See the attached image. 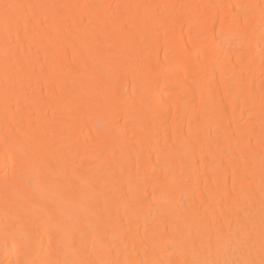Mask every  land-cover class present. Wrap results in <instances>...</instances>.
<instances>
[{
	"label": "bare ground",
	"instance_id": "6f19581e",
	"mask_svg": "<svg viewBox=\"0 0 264 264\" xmlns=\"http://www.w3.org/2000/svg\"><path fill=\"white\" fill-rule=\"evenodd\" d=\"M25 1L0 0V264H264V0H114L127 30Z\"/></svg>",
	"mask_w": 264,
	"mask_h": 264
},
{
	"label": "rangeland",
	"instance_id": "374dc122",
	"mask_svg": "<svg viewBox=\"0 0 264 264\" xmlns=\"http://www.w3.org/2000/svg\"><path fill=\"white\" fill-rule=\"evenodd\" d=\"M28 1H30L32 4H31L30 2H28ZM92 1H93L92 3H94V4L92 5V3H91L92 6L90 5V7H93V10H94V8L98 9V7L100 6V5H99L100 3H98V0H97V1H96V0H92ZM25 2H26V3H25V4H26V5H25L26 7H28V6H30V5L32 6L33 3H34L32 0H26ZM27 2H28V3H27ZM55 2H56V5L54 4V1H53V4H54V6H56V7H58L57 4L59 5V3H60L61 5L63 4V7H65V6L67 5V1H65V0H62V1H61V0H57V1L55 0ZM65 2H66V3H65ZM83 3H85L84 0H77V2H76V4H75V7L80 8V7L83 6ZM86 3H87V0H86ZM86 3H85V4H86ZM96 3H97V4H96ZM109 3H110L111 5L114 4V5H116V6H114V5L111 6L110 4L105 5V9H106V6H107V9H106L105 12H107V10H109L110 13H113V12H114V15H111L109 12H108V14H109L110 16H113L112 19H114L115 21H116V20H117V21H121V20H119V18L121 17V19H123V21H121V22H125V23H126V24H124V25H125V26H124L125 29H126V28L129 29V27L131 26L130 22H132V21L127 20V18L129 19V17H127V14H129V13H127V11H124V12H122V13H119L118 11H120V10L122 9V6H121V4L116 3L114 0H113V1L110 0ZM115 3H116V4H115ZM29 4H30V5H29ZM97 5H99V6H97ZM109 5H110V6H109ZM31 6H30V7H31ZM59 6H60V5H59ZM94 6H95V7H94ZM117 6H119L120 8L117 7ZM63 7L61 6L60 8H63ZM113 7H114L115 9H116V8H117V9L115 10ZM96 9H95V10H96ZM91 10H92V8L90 9V11H91ZM93 10H92V11H93ZM111 10H113V11H111ZM152 10H153V9H152ZM154 10H155V13H156V14L153 12ZM154 10L151 11V13H154L155 16L157 15V16H160V17H161V16H162V17H166V16H163L164 13H160V11H158L157 9H154ZM90 11H89V12H90ZM92 11H91L90 13H89V12H88V13L86 12L85 15L87 14V16H85V17L83 16V18L81 17L80 20H82V21H80V22H82V23H81V26H83L84 24H86L85 26L92 27V25H93L94 27H93L92 30L90 29V32H88V27H87V29H86L84 26H83V27H84V29L88 32V34L90 35V37H93V39H98V38H97L98 36H96V37H94V36H95V34L97 35V33H98V32L96 33L97 29L99 28L98 26H100V25L102 26V24H100L101 22L99 23V20H98L96 17H95V20H94V18L92 17L93 15H91V14H92ZM116 11H117V12H116ZM115 12H116V13H115ZM93 13H94V12H93ZM117 13H118V14H117ZM88 14H89V15H88ZM125 14H126V15H125ZM114 16H115V17H114ZM123 16H124V17H123ZM87 17H88V18H87ZM125 17H126V18H125ZM115 18H117V19H115ZM42 19L45 20V22H44ZM83 19H84V20H83ZM88 19L90 20V22H89ZM124 19H125V20H124ZM86 20H88V21H86ZM47 21H48L47 19L40 18V20H39V25H40V27H41V30H42V29H43L44 31L47 30V31H49V33H50L51 30H52V31H53L52 34L54 33V30H55L56 33H58L57 30L54 29V28H52V29L50 30V28H51V27L49 28V26H50L49 24H50V23L47 22ZM95 21H96V22H95ZM117 21H116V22H117ZM118 23H120V22H118ZM41 24H45V25H43V28H42V25H41ZM46 25H47V26H46ZM95 26H97L98 28H96ZM126 26H127V27H126ZM70 27H71V26H69L68 28H69V30L71 31V28H70ZM83 27H82V28H83ZM94 28H95V29H94ZM130 29H131V27H130ZM163 29H164V27L161 26V28L158 29V30H159V31H162ZM94 30H96V31H95V34H94ZM126 30H127V29H126ZM126 30H124V31H126ZM158 30H157V31H158ZM44 31H43V32H44ZM47 31H46L45 35H47V33H48ZM92 31H93V32H92ZM124 31H121L120 33L124 32ZM92 33H93V36H92ZM99 33H100V32H99ZM124 33H126V32H124ZM124 33H123V34H124ZM128 33H129V32H128ZM50 34H51V33H50ZM50 34H49V35H50ZM78 34H79V32H78ZM49 35H47V37H48ZM98 35H99V34H98ZM221 36H222V35H221ZM223 36H225V35L223 34ZM223 36H222V37H223ZM49 37H50V36H49ZM222 37H220V38H222ZM75 38L78 39V40L80 39L78 35H76ZM76 39H75V40H76ZM66 40H68V39H66ZM69 40H70V39H69ZM69 40H68V41H69ZM71 40H72V39H71ZM68 41H67V43L70 44L71 41H70V43H69ZM92 41H93V40H92ZM96 41H97V40H96ZM96 41H93V43L95 42V43H94V44H95L94 46H95L96 49H97V48L99 49L98 52H99L102 56H104L106 59H107V57H108L109 59L115 57V54H116V51H117V50H116V47H115L114 44H111V42H110V44H109V42H108L107 44H109V45H105L106 43L103 44V42L100 41V39H98L97 42H96ZM101 42H102V43H101ZM93 43H92V46H93ZM98 43H99V44H98ZM110 45H111V47H110ZM69 46H71V44H70ZM94 46H93V47H94ZM101 46H104V48L101 47ZM105 46H106L107 48H106ZM99 47H101V48H99ZM87 50H89V49H87ZM101 50H103V51H101ZM100 51H101V52H100ZM111 52H113L114 54L111 53ZM33 54H34V55H33ZM33 54H30V55H29V54H26V55H24V56H25V58H26V56H27V59H29V60H31L30 57H32V59H34V58L37 59V60H38V65H37V68H35V69H38V66H39L40 68H39V70H37V72L41 71V69H42L41 72L45 73L44 70H47V68H45V66H43V68H42V66H40V65H42V64L44 65V64H45V61H46L47 58H46V59H45V57L43 58L42 55H39V57H38V55H37L38 53H37V54H36V53H33ZM35 54H36V55H35ZM40 54H41V53H40ZM32 55H33V56H32ZM36 56H37L38 58H37ZM111 56H114V57H111ZM33 57H34V58H33ZM78 57H79V56H78ZM78 57H76V59H77ZM40 58H41V59H40ZM79 58H80V57H79ZM79 58H78V59H79ZM80 59H81L80 61H76L77 63L79 62L78 65L80 64L81 61H82L81 63L84 64V61H83L84 57L82 58V53H81V58H80ZM174 59H175L176 61H179V59H177V58H174ZM41 61H42V62H41ZM47 61H48V59H47ZM47 61H46V62H47ZM41 63H42V64H41ZM77 63H76V64H77ZM46 64H47V63H46ZM78 65H76L77 67L74 68V69L77 68L78 71H77V69H76L75 71H74V70H70V72H71L73 75H69V74H70V73H69L68 76H73V77L75 78V76H77V75H78V72H79L80 75H78V76H79V78H81V73H82L83 71H84L85 74L82 73V75H84V76L86 75V76H85V77L82 76V78H86L88 75H90V74H87V73H90V72H89L90 69H89V68L87 69V68H86V67H87L86 65H85L86 67L83 66L84 68H82V65H81V64H80L81 67H78ZM80 65H79V66H80ZM81 68H82V70H81ZM69 69H71L70 65H69ZM79 70H81V72H80ZM87 70H88V71H87ZM41 72H39V73L41 74ZM86 72H87V73H86ZM76 74H77V75H76ZM78 76H77V77H78ZM82 78H81V79H82ZM87 78L89 79V77H87ZM127 82H128V83H127ZM129 82H130V80H129V78H128L127 81H126V84H125V93H127V91H128V93H130V90H131V87H132L131 85H132V84H131V82H130V85H129ZM42 89H43L42 92L45 93L44 91H45L46 89H45V88H42ZM66 95H67V94H66ZM66 95L63 97V98L65 99V101H67V99H70V98H72V97H75L74 94L71 95V93H69V95L72 96V97H70V96H68V95L66 96ZM92 95H93V97H95V95L98 96V94H92ZM168 95H169V94H168ZM168 95H166V96L164 97V99H163V101H165V102L168 103V104H166V107H167V108H168V106H172V99H173L172 96H169V97H168ZM65 97H67V99H66ZM68 97H69V98H68ZM170 97H171V98H170ZM63 98H62V100H63ZM135 98L137 99V97L134 96V97H133V100H134ZM167 98H170V99H167ZM62 100H61V98H59V101L62 102ZM170 101H171V102H170ZM169 102H170V103H169ZM32 106L34 107V105H32ZM28 107L31 108V109H28L30 112H29V113H28V112H24L23 114L28 113L27 115H29V116H33V115H34V112H33V111H34V108L31 107V105L28 106ZM167 108H166V109H167ZM170 108H171V107H170ZM32 110H33V111H32ZM172 110H173V109H171V111H170V109H167V110H166L167 112H170V114L166 113V115H165V117H166L167 114H168V118L166 117L167 120H169V117L171 116L169 122L172 121V118H173V120H176V119L179 120L180 118H182L181 116H183V115H179V116H180V118H179L177 114H176V116L174 115L175 113L172 112ZM31 111H32V112H31ZM252 111H254V110L252 109ZM19 113H21V112H19ZM48 113H49V114H48L49 116H50V114H52L50 111H48ZM31 114H32V115H31ZM93 115H94V114H91L90 117H89L90 119H92L91 122L94 124V126L97 128V130H100V132H101V130L103 131V130H104V127H103V126L105 125V124L103 125V124L101 123L103 120L100 119V117H99V116H96V115H94V116H96V117L94 118ZM172 115H174L176 118H174V116H172ZM57 117H58V118H57ZM57 117H56V121L59 122V123H58L59 125H61V123L64 121V118H63L62 116L59 117L58 115H57ZM98 117H99V119H98ZM252 118L256 120L255 117H252ZM252 118L250 117L251 122H254V121L252 120ZM57 119H59V120H57ZM117 119L119 120V122H123V118H122L121 116H118ZM117 119H116V120H117ZM62 120H63V121H62ZM180 120H181V119H180ZM180 120H179V122H180ZM240 120H241V122H244L245 119L242 118V119H240ZM240 120H238V121H240ZM242 120H243V121H242ZM17 121H18V119H17ZM61 121H62V122H61ZM176 121H177V120H176ZM181 121H182V122L184 121V116H183V119H182ZM60 122H61V123H60ZM14 123H15V126H16L17 124H19V125L21 124V122L19 123V121H18V123H17L16 120H15ZM103 123H104V121H103ZM238 123H239V122H238ZM244 123H245V122H244ZM244 123H243V124H244ZM239 124H241V123H239ZM246 124H247V123H246ZM246 124H244V125H246ZM19 125H17V127H18ZM21 125H22V124H21ZM21 125H20V126H21ZM102 125H103V126H102ZM241 125H242V124H241ZM20 126H19V127H20ZM0 132H1V130H0ZM127 135H129V133H127ZM134 136H135V134H131V136H129V137H131L132 139H135L136 136H135V138H134ZM255 153H256V152H255ZM256 154H257V155L259 154L258 156H259L262 160H264V157H261V156H263L264 154L261 153V154H262V155H261L260 152H259V153L257 152ZM153 159H155V157H153ZM86 162H87V161L83 162V164L85 163V165H83V164H81V165H83V166H86V165H87V166H91V165H94V164L96 163V162H94V164H89V163H88V164H89V165H88ZM199 163H200V162L198 161L197 164H199ZM1 164H2L3 167L6 165V163H1ZM3 164H5V165H3ZM16 164H17V165H16ZM263 164H264V161H263ZM14 165H15V166H14ZM11 166H12V165H11ZM11 166L5 168L6 170H3L2 173L6 171V172H8L7 174L10 175V172H12V173H14V174H15V173L17 174V172L19 173V172L21 171V170H19V169H21V168H19V167L21 166L19 163H15V164H13L14 169H13V167H12V169H13L12 171H11ZM16 166H17V167H16ZM7 169L10 170V171H8ZM16 169H17V170H16ZM91 169H93V168L90 167V170H91ZM227 169H229V168H227ZM18 170H19V171H18ZM15 171H17V172H15ZM226 172H227V171L225 170V173H226ZM228 172L230 173V170H229ZM229 173H228V174H229ZM226 174H227V173H226ZM228 174H227V177H228V180H229V179H230L229 176H231V175H228ZM230 174H231V173H230ZM11 175H12V174H11ZM203 176H204V173L201 174V177H203ZM231 178H232V176H231ZM229 181H230V180H229ZM29 183H30V182H29Z\"/></svg>",
	"mask_w": 264,
	"mask_h": 264
}]
</instances>
